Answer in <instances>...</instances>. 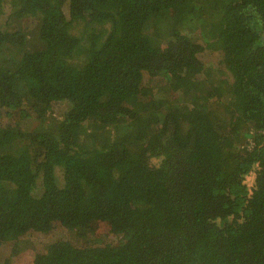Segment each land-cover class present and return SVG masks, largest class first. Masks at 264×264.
<instances>
[{"label": "trees", "instance_id": "obj_1", "mask_svg": "<svg viewBox=\"0 0 264 264\" xmlns=\"http://www.w3.org/2000/svg\"><path fill=\"white\" fill-rule=\"evenodd\" d=\"M22 255L264 264V0H0V264Z\"/></svg>", "mask_w": 264, "mask_h": 264}, {"label": "rangeland", "instance_id": "obj_2", "mask_svg": "<svg viewBox=\"0 0 264 264\" xmlns=\"http://www.w3.org/2000/svg\"><path fill=\"white\" fill-rule=\"evenodd\" d=\"M98 226H99V229L97 231V237H99L100 242L102 240L110 241V238L116 237L113 233L110 234L111 226L108 225L107 223L102 222V223H99ZM4 256H2V257H4ZM16 264H32V261H31L29 256L22 255L16 259Z\"/></svg>", "mask_w": 264, "mask_h": 264}]
</instances>
